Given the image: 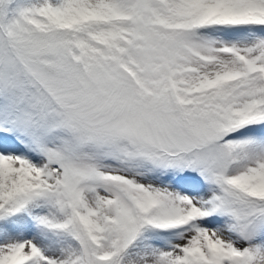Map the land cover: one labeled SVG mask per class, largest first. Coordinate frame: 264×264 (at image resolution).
<instances>
[{
    "label": "snow or ice",
    "instance_id": "6c2138e0",
    "mask_svg": "<svg viewBox=\"0 0 264 264\" xmlns=\"http://www.w3.org/2000/svg\"><path fill=\"white\" fill-rule=\"evenodd\" d=\"M0 264H264V0H0Z\"/></svg>",
    "mask_w": 264,
    "mask_h": 264
}]
</instances>
